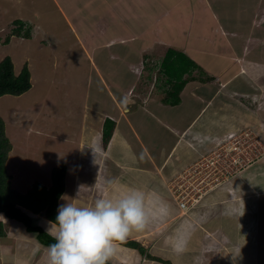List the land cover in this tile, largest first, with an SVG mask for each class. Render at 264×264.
<instances>
[{
    "label": "crops",
    "instance_id": "0c3cea01",
    "mask_svg": "<svg viewBox=\"0 0 264 264\" xmlns=\"http://www.w3.org/2000/svg\"><path fill=\"white\" fill-rule=\"evenodd\" d=\"M54 1V8L57 7L62 13L66 25L64 24V29L56 26L58 30L51 36L58 39L60 35L57 36V32L64 30L68 32H62L64 37H71L73 43L75 39L81 43L87 35L95 38L96 43H92V46L102 50L101 56L108 54L113 60L121 61L127 72L133 75L132 78L123 76L118 82H134L123 89V98H112L113 104H117L116 110L103 111L89 107L92 112L97 111L96 114H108L107 117L116 121V127L107 148L101 147L103 151L99 146V137L89 134L84 138L96 149L93 161H97L96 167H101L97 177H90L95 176L90 171L84 177L89 170L87 166H92V159L82 156L84 151L87 153V142L83 147L80 144L75 161L70 159L66 162L67 175L70 176L75 167L77 175L71 178V197L65 194L68 189L66 186L62 203L80 200L81 205L88 206L97 199H116L130 190L143 195L147 222L143 229L133 230L127 238L139 240L153 255V259L146 258L145 256H149L146 253L145 259L141 255L137 258L135 254L120 258L114 252V264L123 263L124 258L131 261L134 259L135 264H264V158L256 159L240 171L226 176L223 183L217 182L208 187L199 204L186 213L180 212L178 200L173 195L176 177L181 174L179 160L193 158L199 146H205L203 144L207 140L224 139L229 133L228 129L239 128L233 126L239 120L231 122L229 116H226L227 103L225 108L224 104L216 108L215 102L214 105L211 104L213 100L199 104L201 99L207 100L206 97L216 98L220 95L219 92L211 93L206 75L215 76L214 81H219L222 89L227 86V81L239 82L244 87L247 98H264V91L259 93L251 84L253 77L260 82L258 79L264 80V76L257 72L250 73L248 67L264 66V0H252L245 6L241 3V7L233 8V13L225 8V0H133V5L137 6L133 11L131 5L120 10V3L124 0H100L102 2L98 5L86 4L88 8L93 5L88 16L98 22L96 25L92 20V26L87 30L82 29L75 16H69L60 0ZM109 4H115L116 10L111 16L114 26L106 29L105 17L93 16L92 11L99 5ZM72 6L73 2L68 8L74 10ZM142 17L149 22L147 30L146 27H141L145 20ZM168 19L173 22L170 27ZM37 23L40 27V23ZM43 31L47 34L51 32L48 29ZM58 41L56 40L57 43ZM61 44L70 47L67 38ZM77 45L72 47L76 49ZM209 46L213 49H209ZM170 49L184 53L196 64L182 74L186 83L181 93V103L163 105L159 98L152 100L151 89L150 98L140 100L143 103L141 110L138 112L137 109L134 114L132 108H129L132 103L131 91L132 96L137 95L136 90L145 74V66L150 68L147 71L150 72L149 78L155 70H160L163 77L168 78L161 65ZM92 58L96 62L95 57L89 56L88 63L93 67L95 63ZM100 62L108 63V60L101 58ZM95 71L102 77L99 79L105 82L106 89L112 93L111 97L115 96L113 88L117 86L114 83L116 80L105 77L104 66L98 65ZM112 75H116L115 69ZM137 80L139 81L135 83ZM203 90H207L208 94L203 95ZM236 91L232 90V94L226 96H232ZM237 101L242 104L241 98ZM257 104L261 105V101ZM257 104H252L245 113L238 112L237 118L242 116L249 124L257 122L252 127L262 133L259 125L264 127L263 107L256 108L262 111H259L260 117L255 118L253 114ZM217 123L220 124L210 134ZM90 129L93 127L90 126ZM102 131L101 128L100 134ZM165 140L167 145L163 146ZM106 156L107 160L104 159ZM98 161L105 163L100 165ZM81 179L93 181L89 194H95V199L90 201L86 196L83 198L82 193L77 191H86L87 186H84ZM73 182L77 185L74 186ZM46 183L49 186L51 184ZM73 187L77 192L72 190ZM2 215L0 221L4 223L5 233L0 235V264H47L48 246L38 240L35 232L25 228L24 223L4 218L3 212ZM43 220L48 223L51 221L46 216ZM151 224L157 227L160 225L155 231L158 237L152 236ZM150 237H156L159 244L148 245L146 240ZM31 241L32 247L28 246ZM120 245V250L126 247ZM126 248L135 250L130 246Z\"/></svg>",
    "mask_w": 264,
    "mask_h": 264
},
{
    "label": "rangeland",
    "instance_id": "374dc122",
    "mask_svg": "<svg viewBox=\"0 0 264 264\" xmlns=\"http://www.w3.org/2000/svg\"><path fill=\"white\" fill-rule=\"evenodd\" d=\"M60 1L62 7L69 12V16H75L79 25L85 30L91 28L93 20V18L88 16L93 5L88 8L86 4L98 5L102 2L100 0ZM244 1L245 0H225V8L233 13V8L241 7V3H244L242 6H245L252 2V0ZM71 2L74 4V6H72L74 10L68 8ZM228 3L230 5H228ZM54 4H56L54 0H0V38L2 40L11 33L12 28L15 26L13 21L16 19H34L36 22L40 23V27H38L39 31L35 28L32 38L27 39L14 36L9 44H0V61L5 56L10 55L13 58L17 73L21 72L25 62H27L32 73V88L28 92L22 95L6 94L0 97V114L3 116L6 123L7 135L13 143V150L10 152L7 161V170L13 177V186L23 192L31 189L35 182L43 184L47 181L51 183V172L53 168L61 163L68 162L70 159L75 161L76 155L78 154L77 152L80 151V144L82 147L85 145L87 141L84 140V138L89 136V134H91V136L95 135L96 138L99 137L100 144H98L100 149L102 150L101 147L105 148L103 143V131L100 134V130L101 128L104 129L103 120L108 114H96L97 111L94 113L89 107L103 111H105L104 109L108 111L116 110L117 104H113L112 98L120 100L123 89L134 83L132 81L115 82L117 84V86L113 88L115 96L111 97L112 93L106 89L105 84L100 81L98 76L95 77L97 73L91 63H88L89 56L95 57L96 63L99 64V66L105 67L106 75H109L107 77L110 80H122L123 76L132 78L133 75L127 72L124 68L125 65L122 64L121 61L118 62L113 60L108 54L101 56L102 50L96 49L95 47L93 48L92 46V43H96V39L89 35L81 40V43L78 42L77 39H75L73 43L71 37H64L63 33H68L64 30H62L63 33L61 31L60 33L57 32V36L60 35L58 39L51 36L55 30H58V28L64 29V24L66 25L64 16L57 7L54 8ZM126 5H131V11L135 10L137 7L133 5V0H124L120 3V10L126 8ZM115 10V4L99 5L98 8L92 11V14L97 17H105L104 27L106 29H111L114 26L111 21V16ZM168 22L171 23L168 26L170 27L173 22L171 19H168ZM94 23L96 25L98 24L97 21H94ZM44 29H48V31L50 30L51 32L47 34L46 31H43ZM64 38L68 39L70 47H65L66 43L64 44L65 46L61 44ZM56 40H59V43H57ZM72 44H78L76 49L72 47ZM65 54L67 57L63 59ZM142 55L147 57L145 56L146 54ZM101 58L108 60V63L100 62ZM248 67L250 73L257 72L264 76V66L249 65ZM113 69L116 71L115 76L112 75ZM144 70L145 74L143 77L144 79H148L147 76L150 72L147 71H150L149 66H145ZM152 71L153 70H151V73ZM206 76V81L209 84L211 93L219 92L220 95L216 98L206 97L207 100L201 99L199 104H203L205 101L208 103V101L213 100L211 104L214 105L215 102L216 108L222 104H224L225 108V103H227L226 116H229L231 122L239 120V123L233 125L239 128L228 129L229 132H237L234 136L230 137V139L207 140L205 142L206 144H203L205 146H199L198 152L193 155V158L189 160H179L178 166L183 176L177 175V180L174 185L177 186L178 181L184 184L187 183L190 185V187L187 188L189 195H197L217 181L223 183L222 180L226 176L240 171V169L256 159L264 158V127L259 125L262 133H258V131L252 127V124H257V122L252 121L249 124L242 116L240 119L237 118L238 112L242 113L248 110V107L252 106V104H257L259 101H261V105L257 104L256 107H253H255V109L263 107L262 111L264 112V98L262 100L259 96H254L251 99L247 98L244 87L240 86L239 82L232 83L227 81V86L222 89L220 82L214 81L215 76ZM90 77L92 81H90ZM258 80L260 82L253 77L251 84L259 90V93H262L264 91V80ZM138 81L139 80L135 83ZM182 81H184L185 85L186 81L181 79L180 74L168 79L163 77L160 70L158 72L155 70V72L151 74V78H149L148 82H140L142 85L136 90L137 95L131 99V102L147 100L150 98L149 95L152 91V100L156 101L158 98H167L168 92L171 90L172 86L177 88L178 83ZM92 84L93 86L91 88ZM151 89L153 90L150 91ZM235 89L237 93H233L234 95L232 96H226V94H232V90ZM182 90H172V93L180 91L181 101ZM225 90H227V92H225ZM202 93L203 95L204 93L208 94L207 90H203ZM121 98H123V96H121ZM240 98L242 104L237 103V99ZM223 101L225 102L222 103ZM140 106H142V104H131L129 108H132L135 114L137 109L138 112L141 110ZM143 110H145V107ZM259 111L261 110L256 109V111H253L255 118L261 116ZM208 115L209 112H207L206 116ZM255 118H252V120ZM155 121L157 122L156 118ZM258 123L260 124L261 122ZM218 124L220 123L212 127L210 134L214 133ZM90 126H92L93 129H90ZM143 126L145 127V125ZM254 130L256 131L255 133L253 132ZM225 137L226 136L223 138ZM96 145L97 144H95V146ZM166 145L167 142L165 140L163 146ZM86 150L87 153L84 151L82 156L92 159L91 164L96 168V171L92 166H87L89 170L87 174H84V177L92 172L95 176L90 175V177L95 178L99 172H101V167L98 168L95 166L97 163V161H93L95 153L88 142L86 143ZM104 159L107 160V156L104 157ZM98 162L100 165L105 163L103 161ZM107 163H110V161ZM76 175L77 172L75 167L71 175H67L66 177V186L68 189L65 194L70 197L71 194L69 190L72 187L70 183L71 178ZM81 181L84 183V186H87L86 191H84V189H79L77 191H79L80 194L82 193L81 195L83 198L86 196L90 198V201L91 199H95L93 197L95 194L92 196L89 194L93 181H85L83 179H81ZM46 185L48 186L47 183ZM73 185L76 186L77 184L75 185L73 182ZM226 186L229 185L226 183ZM72 190L77 192L75 187H73ZM63 198L64 195L62 196L60 205L64 204L62 203ZM75 203L80 204V200ZM189 203H191V201H189ZM238 204L240 205V203ZM90 205L91 203H89L88 206ZM44 215L45 214H33V222L35 225L43 226V228L48 229L49 223L43 220ZM5 216L4 218H7V216ZM34 216H36V219H34ZM2 217L3 215L1 213L0 220H2ZM7 223L9 224L10 221ZM150 227L152 229V236H157L155 231L160 225L157 227L151 224ZM157 242L159 244V240H156V237L155 239L150 237L146 240L148 245L151 243L156 244ZM119 243L126 247L128 246L123 242ZM119 243H117L115 253H118L120 258L134 254L137 258L139 255H141L142 258L144 257L145 253H141L137 248H134L135 250L126 247V249L123 247V250L118 249L121 247ZM31 245L32 241L28 246L32 247ZM145 257L150 258V256ZM145 257L143 259H145ZM123 260V263L118 264H135L134 259L131 261L124 258Z\"/></svg>",
    "mask_w": 264,
    "mask_h": 264
},
{
    "label": "clouds",
    "instance_id": "9594fccd",
    "mask_svg": "<svg viewBox=\"0 0 264 264\" xmlns=\"http://www.w3.org/2000/svg\"><path fill=\"white\" fill-rule=\"evenodd\" d=\"M21 20L27 22V24H31L33 32H35V28L39 31L38 23L34 19ZM66 57L67 55L65 54L63 59ZM92 61L95 63L93 68L96 69L99 64H97L94 59H92ZM16 74L18 73L16 72ZM96 76L102 79V77L98 74H95V77ZM107 76L108 75H105V77ZM147 77L149 78L150 75ZM145 80L146 79L143 77L140 82L144 83L149 81ZM108 82L112 83L111 81ZM116 82H118V80H116ZM103 83L105 84V82ZM142 83L138 85L137 89L142 85ZM130 94L133 99L135 95L132 96V91ZM161 100L165 105H177L181 103V97L177 104L165 102L163 98ZM130 104L143 105V103H140L139 101H133ZM127 106L129 107V103ZM235 133L237 132H229L224 139H230V137L234 136ZM93 150L96 154V149L93 148ZM180 176L183 175L180 174ZM189 187L190 185L187 183L184 184L180 181H178L177 186L174 185L175 190L173 195L174 198L178 200L179 208L181 210L180 212L183 213H186L192 207L198 205L203 197V194L207 190L206 189L199 193V199L195 204L191 205L189 201L192 202V200H188L189 207L184 208L182 207L181 202L189 198L190 195L187 191V188ZM186 194L187 196L184 198V195ZM199 194H197V196ZM146 222L147 213L144 207L143 195L135 190H130L116 199H97L90 206L70 202H66L61 205L58 204V212L55 217V221L51 220L47 229L48 234L54 241L48 245L46 250L47 264H106V261L115 252L117 243L126 240L133 230L143 229Z\"/></svg>",
    "mask_w": 264,
    "mask_h": 264
},
{
    "label": "trees",
    "instance_id": "16d2710c",
    "mask_svg": "<svg viewBox=\"0 0 264 264\" xmlns=\"http://www.w3.org/2000/svg\"><path fill=\"white\" fill-rule=\"evenodd\" d=\"M15 26L12 28L11 33L6 36L4 40L0 38V44H9L13 36L24 37L30 39L34 36L32 25L27 22L16 19L13 21ZM195 62L184 53L170 49L163 61L162 67L165 74L168 75V79L175 77L178 74H182L187 70L195 67ZM32 86L31 72L27 65L24 64L20 73L16 74L15 64L13 58L10 55L5 56L0 61V97L6 94L21 95L27 92ZM93 84L91 85L92 88ZM177 86V85H176ZM184 87V81L178 83L177 88L172 86L168 92L167 98H163L165 102H171L177 104L180 101V91ZM173 89H179L177 93H172ZM116 127V121L107 117L104 122L103 129V143L107 148L113 132ZM13 149V143L6 132V123L3 116L0 114V213L3 212L8 218L14 219L21 223H24L26 228L35 232L38 240L48 246L53 243L52 237L48 234V231L42 226L35 225L32 215L44 213L47 218L55 221V217L58 212L59 199L63 195L66 187V173L67 164L61 163L52 170V184L46 186L35 182L31 189L26 192L18 190L12 184V175L7 170V161L9 154ZM5 233L4 223L0 221V235ZM126 245L137 248L141 253H146L152 258L146 247L137 239L126 238L123 241ZM106 261V264H114L113 255ZM111 261V262H110Z\"/></svg>",
    "mask_w": 264,
    "mask_h": 264
},
{
    "label": "built area",
    "instance_id": "2783aa9c",
    "mask_svg": "<svg viewBox=\"0 0 264 264\" xmlns=\"http://www.w3.org/2000/svg\"><path fill=\"white\" fill-rule=\"evenodd\" d=\"M231 135H232V134H231ZM186 196H187V194L184 195V198H185ZM199 196H200V194H199L198 196L195 195V194L190 195L189 198H188L187 200H183V201L181 202L182 207H184V208H188V207H189L188 200H192L191 205L195 204V203L198 201Z\"/></svg>",
    "mask_w": 264,
    "mask_h": 264
},
{
    "label": "bare ground",
    "instance_id": "6f19581e",
    "mask_svg": "<svg viewBox=\"0 0 264 264\" xmlns=\"http://www.w3.org/2000/svg\"><path fill=\"white\" fill-rule=\"evenodd\" d=\"M144 18H145V17H142V19H144ZM148 25H149V22H148V20L145 18V20L143 21V23H142V26H141V27H142V28H145V27H146V30H147V28H148L147 26H148ZM148 29H149V28H148ZM146 30H145V31H146ZM210 48H212V49H213V47H212V46H209V49H210Z\"/></svg>",
    "mask_w": 264,
    "mask_h": 264
}]
</instances>
